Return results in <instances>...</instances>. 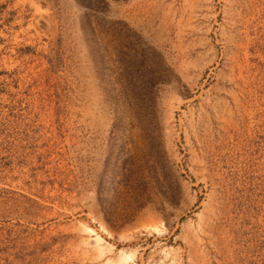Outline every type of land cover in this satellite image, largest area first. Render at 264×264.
<instances>
[{
    "label": "rangeland",
    "instance_id": "374dc122",
    "mask_svg": "<svg viewBox=\"0 0 264 264\" xmlns=\"http://www.w3.org/2000/svg\"><path fill=\"white\" fill-rule=\"evenodd\" d=\"M0 264H264V0H0Z\"/></svg>",
    "mask_w": 264,
    "mask_h": 264
}]
</instances>
